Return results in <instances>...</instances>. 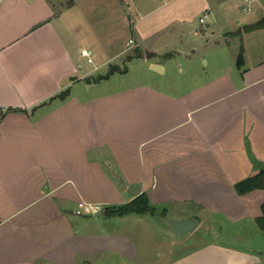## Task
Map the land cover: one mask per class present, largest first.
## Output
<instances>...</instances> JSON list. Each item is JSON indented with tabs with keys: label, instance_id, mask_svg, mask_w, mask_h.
Returning a JSON list of instances; mask_svg holds the SVG:
<instances>
[{
	"label": "crops",
	"instance_id": "1",
	"mask_svg": "<svg viewBox=\"0 0 264 264\" xmlns=\"http://www.w3.org/2000/svg\"><path fill=\"white\" fill-rule=\"evenodd\" d=\"M179 1H125L120 26L96 36L77 0H0V264H137L131 215L198 218L174 244L216 231L169 264H264V190L234 186L264 165V25L244 30L264 4L198 46L178 37L192 24ZM198 1L202 26L213 11ZM112 65L126 70L94 79ZM142 192L158 215L103 214ZM85 203L103 209L77 213ZM228 227L235 241L220 239Z\"/></svg>",
	"mask_w": 264,
	"mask_h": 264
},
{
	"label": "rangeland",
	"instance_id": "2",
	"mask_svg": "<svg viewBox=\"0 0 264 264\" xmlns=\"http://www.w3.org/2000/svg\"><path fill=\"white\" fill-rule=\"evenodd\" d=\"M56 2L59 7L66 5L69 3V0H53ZM78 1V14H83L86 25L88 28H92L95 31V35L99 36L104 35L106 30H116L117 27L120 26V16L123 13L120 11V6L123 8H127L125 1L131 0H77ZM185 1V2H184ZM211 3L212 11L208 13V17L205 19V22L202 24L199 21L200 16H204L206 12L199 13L198 9H194L195 5L199 4L198 0H182L179 1L180 3H185L186 5L189 4L190 8V15H192V24L187 25L185 28L182 26L176 27L178 32V37L184 40V44L186 42L190 43L192 41L193 44L198 46H205L204 42L207 40V37L212 35V31H215V34H219V32L224 31V29H228V21L233 23L236 18H239L241 15L246 14H256L258 11L254 8L253 12L248 10V7L251 5L253 6L256 0H247L245 4V9L242 10L239 7L241 3L240 0H209ZM148 2V1H147ZM164 0H150V3L153 7H157ZM253 3V4H252ZM264 4V0H262ZM194 9V10H193ZM132 12L135 13L134 10ZM133 15V14H132ZM129 16H126L128 18ZM137 17V16H136ZM81 19V17H79ZM212 26H211V24ZM226 26V27H225ZM89 28V29H90ZM204 29L207 34L202 35V30ZM91 30V29H90ZM207 36V37H206ZM183 46V44H181ZM185 46V45H184ZM200 51V49L198 50ZM129 55H127L128 57ZM127 57L125 60H127ZM124 60V62H125ZM139 60L135 63H127L129 68V74L125 77L120 74L121 79H124L122 82H126L129 80L132 82L135 78L139 77V67L136 64H139ZM198 62V61H197ZM202 64L204 61L202 60ZM185 72V68L183 67ZM182 75V74H181ZM98 76V75H97ZM97 76L94 79H97ZM175 215L173 212H170ZM103 214H105L103 212ZM133 219L126 225V229L137 233L135 238L139 237L140 240V247L142 249L139 250L138 257L136 258L137 264H169L170 260L183 253L187 249L193 247L196 243L206 241L208 239L216 238V231H196L198 233L197 237H191V233L187 235H183V239L188 238V241H184L181 245L172 243L171 239L181 238L182 235L168 233L166 231L164 223H160L154 217L150 215L144 216L141 220H137L134 215H131ZM131 218V217H130ZM232 228L228 227V232L225 231L224 233H219V237L223 241H235L234 236H231L230 232L233 230ZM165 232V233H164ZM167 232V233H166ZM201 232V233H199ZM139 234V235H138ZM172 234V235H171ZM133 237V236H132ZM245 237V236H244ZM139 241V240H138ZM144 241V242H143ZM245 245V243L243 244ZM147 248V249H146ZM146 249V250H144Z\"/></svg>",
	"mask_w": 264,
	"mask_h": 264
},
{
	"label": "trees",
	"instance_id": "3",
	"mask_svg": "<svg viewBox=\"0 0 264 264\" xmlns=\"http://www.w3.org/2000/svg\"><path fill=\"white\" fill-rule=\"evenodd\" d=\"M263 25H264V17L255 23L246 25L244 27V30L251 31V30L260 28ZM138 54L139 53L136 52V54L134 55H138ZM134 55L128 56L127 60L131 59V57H133ZM243 59H244L243 49H241L238 54L237 61H236L238 66H241L243 64ZM125 70H126V66L121 68L119 66L112 65L110 66L106 74L98 75L97 80L107 78L116 71L124 72ZM66 95H67V90L60 92L57 96L59 98H64ZM255 163H256V166L258 167V170L254 174L249 175L237 181L234 184L235 189L239 194H244L253 189H263L264 190V165L258 162L257 160H255ZM261 208H262V213L260 216L256 218V223L261 230H264V202L262 203ZM104 213L108 217L116 216V215L121 216V215L129 214V213H136V214L149 213L152 215H158V210L150 202L148 194L146 192H142L126 203L105 207ZM164 214L165 212L162 211L161 215H164Z\"/></svg>",
	"mask_w": 264,
	"mask_h": 264
},
{
	"label": "water",
	"instance_id": "4",
	"mask_svg": "<svg viewBox=\"0 0 264 264\" xmlns=\"http://www.w3.org/2000/svg\"><path fill=\"white\" fill-rule=\"evenodd\" d=\"M159 66V65H156ZM199 220L196 217H188V218H181V219H174V218H164L165 226L177 233L183 234L185 232L193 230L196 225L198 224Z\"/></svg>",
	"mask_w": 264,
	"mask_h": 264
},
{
	"label": "built area",
	"instance_id": "5",
	"mask_svg": "<svg viewBox=\"0 0 264 264\" xmlns=\"http://www.w3.org/2000/svg\"><path fill=\"white\" fill-rule=\"evenodd\" d=\"M207 14L204 15V17L206 16ZM201 21L204 20L203 17H201L200 19ZM132 41H130L129 43H131ZM81 54L82 56L86 57L87 61L88 62H91L92 61V50L91 49H88V48H83L81 50ZM82 207H86L89 209V211L91 212H98V211H101L103 208L100 204H97V203H85V204H81L80 206V209L77 210V213H82L83 210H82Z\"/></svg>",
	"mask_w": 264,
	"mask_h": 264
}]
</instances>
